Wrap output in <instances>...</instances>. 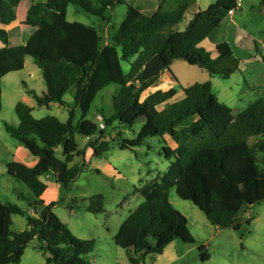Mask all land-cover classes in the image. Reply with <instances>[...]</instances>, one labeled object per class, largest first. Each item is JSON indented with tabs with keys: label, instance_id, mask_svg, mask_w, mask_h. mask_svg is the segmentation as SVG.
I'll list each match as a JSON object with an SVG mask.
<instances>
[{
	"label": "trees",
	"instance_id": "16d2710c",
	"mask_svg": "<svg viewBox=\"0 0 264 264\" xmlns=\"http://www.w3.org/2000/svg\"><path fill=\"white\" fill-rule=\"evenodd\" d=\"M166 1L0 0V111L1 79L21 70L25 57L41 70L45 83L41 96L29 91L37 106L56 104L68 110L65 122L54 116L35 119L32 109L18 102L14 107L17 129L4 125L12 139L33 147L40 143L42 147L33 167L20 162L6 165L7 174L25 185L35 200L28 204L30 212L0 202V264H19L34 239L39 243L37 249L48 254L46 264H92L85 256L94 251L96 241L73 236L53 212L56 203L45 204L40 199L47 188L41 177L47 176L67 189L84 169V163L72 164L74 158L84 155L78 150L76 135L88 139L92 156L108 151L110 141L120 150H133L144 146L148 138L159 137L165 143L168 136L176 145L175 149L164 148L166 158L171 160L166 172L136 190L143 202L130 212L113 237L114 244L127 252L131 264L161 255L174 241L196 243L187 219L169 203L172 189L179 199L192 203L212 226L222 230L239 232L244 224H250L242 218L244 210L264 203V96L237 115L218 100L209 81L181 88L183 98L166 107L162 105L177 94L172 88L143 97L164 72H170L176 60L223 79L240 70L241 59L227 42L217 43L213 56L199 46L221 26L229 11L237 9L239 0L215 1L197 11L182 30L177 25L193 0H172L171 10L164 9ZM259 1L263 6L264 0ZM24 2L25 16L35 23L27 36L17 26L10 27ZM119 4L125 6V13L107 43L97 27L66 20L67 7L72 5L108 22ZM54 24H59L57 31ZM260 58L264 65V56L260 54ZM122 62L129 64L127 73ZM112 84L117 86L111 97L112 113L100 128L87 115L96 96ZM66 94L72 96V105L64 101ZM76 111L80 117L75 122ZM187 120L192 122L179 127ZM136 124L141 127L133 139L121 136ZM109 128L119 129L118 140L106 138ZM84 201L88 203L87 212L104 213L102 194ZM16 215L25 219L26 230L11 231ZM197 249L202 262L210 259L204 244Z\"/></svg>",
	"mask_w": 264,
	"mask_h": 264
},
{
	"label": "rangeland",
	"instance_id": "374dc122",
	"mask_svg": "<svg viewBox=\"0 0 264 264\" xmlns=\"http://www.w3.org/2000/svg\"><path fill=\"white\" fill-rule=\"evenodd\" d=\"M215 1L217 0H193L177 29H184L197 11L205 10ZM163 4L165 10L173 8L172 0H167ZM25 5L24 2L19 6L17 20L10 27L17 26L21 34L27 36L35 27V23L25 16ZM263 12L259 0H239L233 14L227 16L221 26L199 45L212 56L216 42H227L230 45L234 55L241 59L242 69L229 79L212 76L198 67L189 66L183 60H176L170 66V72H164L143 97L156 90L167 91L172 88L177 94L172 101L162 105L166 107L183 98L181 88L209 81L218 100L228 106L234 115L244 111L251 103L264 96V65L260 58V54L264 56ZM124 13L125 6L119 4L110 13V20L102 22L98 17L69 5L66 20L97 27L101 32L102 41L107 43L116 32ZM53 29L57 31L59 24H54ZM2 50L3 47L0 45V51ZM121 66L124 73L129 71L128 63L122 62ZM116 88L117 86L112 84L100 92L87 115V119L100 128H103L104 118L112 113L111 97ZM1 91L0 202L15 204L23 210H28V204L35 198L25 185L7 174L6 165L9 162H20L27 167H33L34 165L28 162L27 155L31 150L40 151L42 146L38 143L33 147L12 139L4 125L17 129L18 120L14 107L18 102L33 108L32 115L35 119L54 116L65 122L68 110L56 104L50 107L37 106L29 91L41 96L45 92V83L41 70L30 57H25V65L21 70L7 73L2 77ZM64 101L72 105L73 98L66 94ZM79 117L76 111L75 122ZM191 122L192 120H187L179 127H185ZM140 127L141 124H136L122 132L121 136L133 139ZM118 132L117 128H109L106 138L117 139ZM75 138L78 150L84 155L83 158H74L72 164L84 163V169L67 189L54 187L51 184V182L55 184L54 181L46 179L47 188L40 199L46 203H56L53 212L73 236L81 240L96 241L94 251L85 256L86 260L92 264H131L127 252L114 244L113 237L121 223L128 218L130 211L135 210L143 202V198L136 190L153 183L166 172L171 160L166 158L164 148L167 146L172 149L176 145L168 136L165 137V143L159 137L148 138L144 146L133 150H120L110 141L108 151L100 156H92L91 149L87 147L88 139L79 135ZM56 153L61 158V150L58 149ZM181 153L179 150V154ZM36 155L39 157V154ZM262 184L264 186V182ZM244 193L249 195L247 192ZM96 194H102L104 197L105 211L100 215L85 210L88 203L84 199ZM168 200L172 207L187 219L188 230L196 243L188 245L174 241L165 247L161 255L146 257L142 264H264V203L244 210L242 218L244 221L250 220V224H244L242 229L236 232L212 226L197 207L189 201L179 199L174 189L170 190ZM26 229L25 219L18 215L13 216L11 231L19 232ZM38 244L34 239L27 245L19 264H46L48 254L40 252L37 249ZM200 244L206 246V251L210 255L208 261L200 260L197 249Z\"/></svg>",
	"mask_w": 264,
	"mask_h": 264
},
{
	"label": "crops",
	"instance_id": "0c3cea01",
	"mask_svg": "<svg viewBox=\"0 0 264 264\" xmlns=\"http://www.w3.org/2000/svg\"><path fill=\"white\" fill-rule=\"evenodd\" d=\"M44 1V0H43ZM43 1H39V2H43ZM36 2V1H35ZM212 35V34H211ZM210 35V36H211ZM217 43H221V42H216L215 44H214V47H215V45L217 44ZM1 45V44H0ZM1 47H3L2 45H1ZM213 47V48H214ZM232 49V48H231ZM234 53V52H233ZM24 65H25V58H24V64H23V67H24ZM239 69H242L241 68V63H240V67H239ZM175 81H176V79H175ZM51 105H53V104H50L49 105V107L51 106ZM28 106V105H27ZM29 107V106H28ZM31 108V107H30ZM32 110H33V108H31ZM175 147L176 146H174L172 149H175ZM37 149V148H36ZM39 152L40 151H38V150H35V151H33V150H31L30 152H29V155H27L28 156V162H31V164H33V165H35V163L37 162V160H38V157H37V155L36 154H39ZM46 179H50V178H48L47 176H43V177H41L40 178V180L42 181V182H44L45 183V180ZM50 182V181H49ZM55 184H53V182H51V184L52 185H54V187H58L59 185L58 184H56V182H54ZM46 184V183H45ZM47 186V185H46ZM44 203L45 204H48V203H46L45 201H44ZM130 212H132V211H130ZM130 214V213H129ZM90 262V261H89Z\"/></svg>",
	"mask_w": 264,
	"mask_h": 264
},
{
	"label": "built area",
	"instance_id": "2783aa9c",
	"mask_svg": "<svg viewBox=\"0 0 264 264\" xmlns=\"http://www.w3.org/2000/svg\"><path fill=\"white\" fill-rule=\"evenodd\" d=\"M233 11H234V10L229 11V12H228V16H230L231 14H233Z\"/></svg>",
	"mask_w": 264,
	"mask_h": 264
},
{
	"label": "water",
	"instance_id": "95a60500",
	"mask_svg": "<svg viewBox=\"0 0 264 264\" xmlns=\"http://www.w3.org/2000/svg\"><path fill=\"white\" fill-rule=\"evenodd\" d=\"M262 8L264 9V5L262 6ZM263 14H264V12H263ZM180 59H184V57H179Z\"/></svg>",
	"mask_w": 264,
	"mask_h": 264
}]
</instances>
